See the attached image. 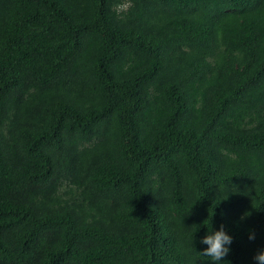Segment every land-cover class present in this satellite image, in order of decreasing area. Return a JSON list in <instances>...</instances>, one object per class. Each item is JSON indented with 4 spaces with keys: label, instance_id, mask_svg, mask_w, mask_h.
<instances>
[{
    "label": "trees",
    "instance_id": "1",
    "mask_svg": "<svg viewBox=\"0 0 264 264\" xmlns=\"http://www.w3.org/2000/svg\"><path fill=\"white\" fill-rule=\"evenodd\" d=\"M222 225L257 264L264 0H0V264H211Z\"/></svg>",
    "mask_w": 264,
    "mask_h": 264
},
{
    "label": "clouds",
    "instance_id": "2",
    "mask_svg": "<svg viewBox=\"0 0 264 264\" xmlns=\"http://www.w3.org/2000/svg\"><path fill=\"white\" fill-rule=\"evenodd\" d=\"M254 235H250V239H254ZM201 243L208 245L207 249L200 253L204 257L211 258V264H220L221 260L227 257L230 253V246L233 243V238L229 236L222 225L219 231L214 234H208ZM254 259L257 264H264V252L258 253ZM225 264H228L225 261Z\"/></svg>",
    "mask_w": 264,
    "mask_h": 264
}]
</instances>
